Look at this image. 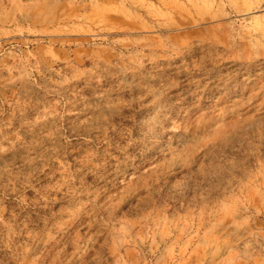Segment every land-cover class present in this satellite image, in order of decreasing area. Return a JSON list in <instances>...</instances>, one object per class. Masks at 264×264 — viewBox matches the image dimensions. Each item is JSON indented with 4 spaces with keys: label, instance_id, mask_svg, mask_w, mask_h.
<instances>
[{
    "label": "rangeland",
    "instance_id": "rangeland-1",
    "mask_svg": "<svg viewBox=\"0 0 264 264\" xmlns=\"http://www.w3.org/2000/svg\"><path fill=\"white\" fill-rule=\"evenodd\" d=\"M0 264H264V0H0Z\"/></svg>",
    "mask_w": 264,
    "mask_h": 264
}]
</instances>
